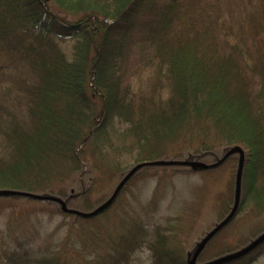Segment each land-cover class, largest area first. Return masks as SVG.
Instances as JSON below:
<instances>
[{
  "label": "trees",
  "instance_id": "1",
  "mask_svg": "<svg viewBox=\"0 0 264 264\" xmlns=\"http://www.w3.org/2000/svg\"><path fill=\"white\" fill-rule=\"evenodd\" d=\"M31 32L74 39L75 50L35 44ZM134 49L150 55L158 85L134 88L125 76L122 66ZM0 55L17 93L0 105V205L11 207L0 264H128L142 248L153 264H190L193 249L233 205L239 154L209 167L233 147L244 154L240 203L264 213V0H0ZM129 152L132 161L122 163ZM152 160L197 165L140 167L107 208L88 217L75 213L111 196L102 181L114 175L118 183ZM222 164L231 165L232 181L211 228L191 247L170 223L149 230L118 216L122 192L141 173L165 167L204 173ZM17 191L54 196L65 210ZM93 192L101 195L89 199ZM32 203L69 218L78 238L68 229L59 246L46 240L35 247L38 232L26 211ZM220 230L194 264L245 247L264 225L202 258ZM263 251L264 241L218 264H251Z\"/></svg>",
  "mask_w": 264,
  "mask_h": 264
},
{
  "label": "rangeland",
  "instance_id": "2",
  "mask_svg": "<svg viewBox=\"0 0 264 264\" xmlns=\"http://www.w3.org/2000/svg\"><path fill=\"white\" fill-rule=\"evenodd\" d=\"M29 38L35 44L52 42L57 48L65 53L75 50L74 39H60L51 35L31 32ZM131 57L124 60L122 71L129 78L134 88L148 87L158 81L154 77L155 69L150 61V55L134 49ZM0 55V105L6 108V100L9 102L16 96L14 85L6 77V60ZM133 153H125L121 156V162L126 164L132 161ZM197 164L192 163L195 167ZM230 164H222L216 170L209 172H190L172 167L147 170L140 174L131 185L122 192L118 208V216H129L145 222L149 230L155 227H163L170 223L176 231L180 232L185 247H191L199 237L211 228L215 221L219 197L227 193L232 181V167ZM117 177L102 181V192L113 191L117 185ZM101 193V192H100ZM100 193L89 194V199L99 197ZM109 194V193H108ZM241 187L238 205L231 221L211 239L202 253V258H210L223 250H229L240 242H244L249 232L264 225V213H258V209L249 201L241 204ZM241 204V205H240ZM6 208V206H4ZM31 223L29 228L38 233L34 240L35 247L43 246L46 242L60 245L67 230L75 233L74 238L80 231L79 227L71 228L69 218L61 216L48 207L33 204L27 206ZM0 205V252L2 242L6 244L5 221L11 212ZM4 209V210H3ZM238 209V210H237ZM176 219V220H175ZM104 223V222H103ZM103 225L102 229H107ZM188 233V235H187ZM3 235V237H1ZM187 238V239H186ZM51 240V241H50ZM89 251L96 250L90 240H86ZM78 245L80 242L77 241ZM128 264H153L151 252L142 248L132 255ZM251 264H264V251Z\"/></svg>",
  "mask_w": 264,
  "mask_h": 264
},
{
  "label": "water",
  "instance_id": "3",
  "mask_svg": "<svg viewBox=\"0 0 264 264\" xmlns=\"http://www.w3.org/2000/svg\"><path fill=\"white\" fill-rule=\"evenodd\" d=\"M237 152L239 154V158H238V164H237V169H236V173H235V186H234V201H233V206L231 207L230 212L227 214V216L223 219L220 220V222L214 226L213 228H211L212 230L209 231L201 240L200 242L196 245L195 249H193V254L192 257L190 259V264H194V259L196 258V256L199 254V252L202 250V248L204 247V245L207 243V241L214 235L216 234L221 227H223L224 225H226L234 216L237 205H238V200H239V193H240V183H241V172H242V164H243V151L241 148L239 147H233L230 150H228L225 155L219 159L216 163L209 165V167H214V166H218L220 163H222L227 156L231 155L232 153ZM148 165H183V166H187V165H192V163L190 161H183V160H152V161H147V162H142L139 163L137 165H135L130 171H128V173L120 180V182L117 183V186L115 187L113 193L111 194V196L103 203H101V205H99L96 209H94L93 211L90 212H81V211H75V213H77L78 215L81 216H92L94 214H97L98 212L104 210L105 208H107L112 201L115 199L116 195L118 194V192L120 191V189L122 188V186L126 183V181L128 180V178L135 172L137 171L140 167L143 166H148ZM13 194H17V195H22V196H26V197H31V198H35V199H46V200H51V201H56L58 203L61 204L62 209L65 210L64 202H62L60 199L54 197V196H44V195H33V194H29L27 192L24 191H17V192H12ZM264 241V232L262 234H260L259 236H257L252 242H250L248 245H246L245 247H242L241 249L226 254L224 256H221L219 258H215L214 260L212 259V261L205 263V264H218L224 261H228L231 260L235 257L238 256H243V254L249 252L250 250H252V248H254L255 246H257L259 243Z\"/></svg>",
  "mask_w": 264,
  "mask_h": 264
}]
</instances>
